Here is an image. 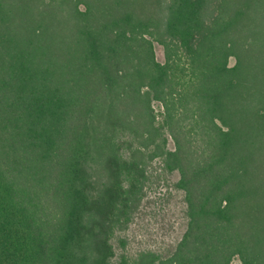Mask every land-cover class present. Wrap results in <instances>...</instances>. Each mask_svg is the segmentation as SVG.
I'll return each mask as SVG.
<instances>
[{
  "label": "trees",
  "instance_id": "obj_1",
  "mask_svg": "<svg viewBox=\"0 0 264 264\" xmlns=\"http://www.w3.org/2000/svg\"><path fill=\"white\" fill-rule=\"evenodd\" d=\"M153 161L183 232L129 254ZM235 257L264 264V0H0V264Z\"/></svg>",
  "mask_w": 264,
  "mask_h": 264
},
{
  "label": "rangeland",
  "instance_id": "obj_2",
  "mask_svg": "<svg viewBox=\"0 0 264 264\" xmlns=\"http://www.w3.org/2000/svg\"><path fill=\"white\" fill-rule=\"evenodd\" d=\"M157 61L163 62L162 47L154 44ZM234 60L229 59V64ZM154 108L159 111V104L154 102ZM169 148H173L171 141ZM159 162V161H158ZM153 161L149 166L151 177L143 188V197L137 212L131 215L130 220L121 228L120 234L126 239L125 250L135 254L140 250H158L162 242H175L184 228L182 194L174 189L176 173H159V163ZM119 233V232H118ZM117 252H120L117 249ZM231 264H240L237 257Z\"/></svg>",
  "mask_w": 264,
  "mask_h": 264
}]
</instances>
